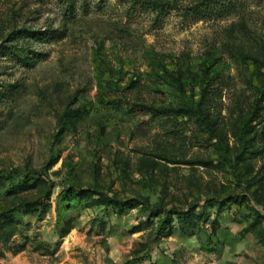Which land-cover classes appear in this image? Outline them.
Listing matches in <instances>:
<instances>
[{"label":"rangeland","instance_id":"1","mask_svg":"<svg viewBox=\"0 0 264 264\" xmlns=\"http://www.w3.org/2000/svg\"><path fill=\"white\" fill-rule=\"evenodd\" d=\"M166 1L0 0V264H264V0Z\"/></svg>","mask_w":264,"mask_h":264},{"label":"trees","instance_id":"2","mask_svg":"<svg viewBox=\"0 0 264 264\" xmlns=\"http://www.w3.org/2000/svg\"><path fill=\"white\" fill-rule=\"evenodd\" d=\"M67 3H71L73 0H65ZM135 8H141L148 10L151 13L156 14L157 18H162L163 16L166 15L167 12L175 10L176 7L174 5V1H166V0H132V10H135ZM234 5L230 0H196V3L194 6L190 7L187 9V13L195 18L196 20H204L207 18H210L212 16H219V17H226L231 15L234 10ZM22 32V31H21ZM25 36H21L23 40H36V41H44L48 39L45 37V33L38 34L28 31V30H23V33ZM47 35V34H46ZM46 38V39H45ZM17 49V48H15ZM5 51L10 52L8 50V47H3L0 51V56H3L5 54ZM17 53V58L18 62L23 63L28 61L27 57H24V55ZM39 176L36 173H32L28 180L24 181L21 185H18L17 190L21 192H28L33 190L35 188L34 186L38 182ZM4 181V177H0V185H2V182ZM33 181L34 185H30V182ZM102 198V197H101ZM105 198V197H104ZM106 199V198H105ZM23 207L26 210H32L34 208V205L27 203L23 205ZM157 215L162 219V224L160 225V230H168V233L166 236H170L171 232V227L174 224V216L178 218L179 222L181 224H188L190 225L191 222L194 220V213L193 210L190 208H186L182 211H177L175 209L174 213H170V211L162 210L159 209L156 211ZM196 218V217H195ZM187 222H189L187 224ZM6 225L0 226L4 227Z\"/></svg>","mask_w":264,"mask_h":264}]
</instances>
